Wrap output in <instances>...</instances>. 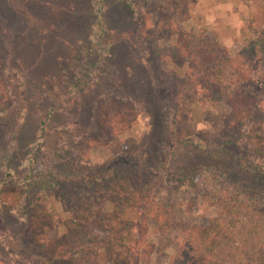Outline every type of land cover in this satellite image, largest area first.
<instances>
[{
  "label": "rangeland",
  "instance_id": "374dc122",
  "mask_svg": "<svg viewBox=\"0 0 264 264\" xmlns=\"http://www.w3.org/2000/svg\"><path fill=\"white\" fill-rule=\"evenodd\" d=\"M255 12L247 0H0L10 95L0 102V258L171 264L196 247L200 227L215 254L209 264L239 253V237L255 232L241 226L245 199L226 197L264 206V155L250 154L254 125L264 137V32ZM175 28L192 42L190 56L174 50ZM193 60L221 89L249 97L242 124L231 127L225 101H203L181 80ZM113 98L136 114L111 138L103 111ZM143 203L163 204L170 220L144 211L151 252L133 263L128 246ZM245 248L238 262L256 264ZM256 248L264 252V243Z\"/></svg>",
  "mask_w": 264,
  "mask_h": 264
},
{
  "label": "trees",
  "instance_id": "16d2710c",
  "mask_svg": "<svg viewBox=\"0 0 264 264\" xmlns=\"http://www.w3.org/2000/svg\"><path fill=\"white\" fill-rule=\"evenodd\" d=\"M153 6L161 4L163 2L171 1V0H149ZM255 6L256 12L254 13V21L258 24L261 30L264 32V0H247ZM244 28L241 31L244 32ZM175 32L178 34L177 43L173 46L174 50L178 54H185L190 56L191 51H189L188 47L191 45V41L185 37L186 33L179 34L183 32L179 28H175ZM184 41V44L180 42ZM203 61H208L206 56L202 57ZM199 63L196 60L191 62V67L185 78L181 79L184 82H190L195 85V90L197 94H199L201 100L206 101L209 99H219L225 101L231 109V122L230 126L235 127V125H240L245 120L246 116L250 113L247 108H251L248 104L249 100L248 96H243L238 90L236 91H227L225 87L221 89L218 87L220 84L219 77L214 75L213 73H205L201 74L198 67ZM10 100V95L8 92V88L6 85V81L4 75L2 73V66L0 63V102H7ZM260 101H256L259 103ZM258 104H256L257 107ZM135 109L129 104L128 101L120 98L106 99L104 103V123L108 130L109 136L114 138L118 132L128 131L132 124ZM135 113V114H134ZM253 132L251 135L252 148L250 149V154L255 156H263L264 155V137L259 133V127L257 125L253 126ZM233 197L236 199L234 200ZM241 198L245 199V203L241 202V207L244 208L247 206L248 213L241 217V226L245 233L252 232V228L254 233V237L249 238L247 235L240 236V246L238 249L239 253H235V251H230L224 259L216 260L214 264H241L238 262V254L242 255L243 246H249L244 252L249 259H253L256 264H264V252L259 251V248H256L258 244L264 243V206L258 204L257 202L247 199L245 196L240 193H234L226 197V199L234 200L235 202L241 201ZM144 204V205H143ZM142 206H139V211H142V214L137 219V224H133V229L138 233V238L136 241L128 246V250L131 253V262L139 263L141 260H148L151 252V246L146 242V230H147V219L144 211L147 212L152 218L158 220V222L162 223L163 219L165 221H169V217L167 216V210L164 208L163 204H151L147 205L143 203ZM168 208V207H167ZM251 221H254L250 223ZM251 225L252 228L248 226ZM200 227L202 234H196L193 236L194 241L196 243V247L192 249L190 254L185 255V257H172L170 259L171 264H209L210 261H207L208 258L212 259L215 257V254H211V249H207L205 247V241L202 240L201 235L204 234V237L207 238L209 235V230L206 231ZM245 228V229H244ZM259 229L258 231H256ZM203 230V231H202ZM237 243V242H236ZM238 244V245H239ZM242 245V246H241ZM181 261V262H180ZM184 261V262H183ZM183 262V263H182ZM0 264H12L11 262L0 258Z\"/></svg>",
  "mask_w": 264,
  "mask_h": 264
}]
</instances>
